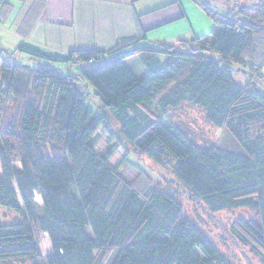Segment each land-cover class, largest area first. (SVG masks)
Instances as JSON below:
<instances>
[{"label":"trees","instance_id":"1","mask_svg":"<svg viewBox=\"0 0 264 264\" xmlns=\"http://www.w3.org/2000/svg\"><path fill=\"white\" fill-rule=\"evenodd\" d=\"M190 1L214 22L209 36L149 46L136 36L68 55L27 43L2 49L0 264H236L172 189L126 157L112 166L116 144L96 151L98 131L113 134L104 109L119 125L117 146L163 168L194 202L210 213L249 212L231 232L264 258V89L255 83L263 79L264 0ZM234 67L249 74L246 86ZM92 90L105 113L89 104ZM186 105L226 128L241 152L199 146L169 114ZM2 211L16 217L3 222ZM40 233L52 253L41 252Z\"/></svg>","mask_w":264,"mask_h":264},{"label":"crops","instance_id":"2","mask_svg":"<svg viewBox=\"0 0 264 264\" xmlns=\"http://www.w3.org/2000/svg\"><path fill=\"white\" fill-rule=\"evenodd\" d=\"M6 2L10 3L0 2L1 40L7 37L4 42H14L15 49L27 43L60 55L81 49L108 50L118 40L136 36L143 39L142 45L174 44L209 36L215 28L211 17L190 0Z\"/></svg>","mask_w":264,"mask_h":264},{"label":"rangeland","instance_id":"3","mask_svg":"<svg viewBox=\"0 0 264 264\" xmlns=\"http://www.w3.org/2000/svg\"><path fill=\"white\" fill-rule=\"evenodd\" d=\"M9 1V0H7ZM1 4L6 5L4 0H1ZM0 33L2 34L1 30ZM8 38L4 36V40L0 38V69L3 64V58L5 57V53L2 54V49H15L16 45L14 42H8L7 44L4 42ZM9 47L7 48L6 47ZM25 58V57H24ZM27 58V57H26ZM137 62L136 68H133L132 62ZM127 63L132 67L134 73L137 76H141L142 74L137 70V68H143L140 63H138L137 59H131L127 61ZM32 68H37L35 61L27 62ZM60 67V66H57ZM62 73L64 74H72L77 73L78 69L74 66H61L60 67ZM233 76L235 82L240 86H246L249 81V74L247 75L243 71H238L236 67L233 69ZM263 79H256L255 83L264 89V69L262 71ZM92 96L88 97L87 100L89 104L100 114L106 112V115L109 117L110 128L109 130L113 133L105 131L101 128L98 131L97 137V146L96 151L100 152L105 149L108 144L114 145L116 144V151L114 150V156L110 160V164L112 166H117L123 158H127L130 164L136 167L138 170H143L148 173L154 180L156 185H161L162 188H170L172 189L178 197H180L181 201L185 207V214L190 216L192 219L196 220L202 229L206 231L209 236L213 239L214 243L220 249L222 253H224L230 261L236 264H264V258L260 256L257 252H254L252 247H246L237 241L234 235L231 232V228L233 223L239 218H249L252 215L246 210L238 209L235 211H226L222 213H210L207 209L199 202H194L187 192L186 189L178 185L175 178L166 172L163 168L153 163L147 157L136 153L132 149H122L117 146V137H119V125L116 123L112 113L109 110L104 111L101 109L102 103L97 96H95L94 91L92 90ZM170 117L173 121L179 123L189 134L190 136L197 142V144L201 147L203 146H213L224 148L231 152H241V148L238 143L229 133L226 128H215L209 124L206 118V113L199 108H195L193 106H184L181 110L171 111ZM163 123H166V119L164 116L161 117ZM129 152V153H128ZM129 154V155H128ZM16 165H19L18 163ZM1 172V171H0ZM129 175H131V171L127 169ZM37 201L42 204V200L40 196L37 195ZM16 217L15 214L2 211L1 218L3 222L9 223L12 219ZM90 231V230H89ZM91 232V231H90ZM38 241L40 245L41 252L46 255L53 252L51 240L48 235L40 233L38 235Z\"/></svg>","mask_w":264,"mask_h":264}]
</instances>
